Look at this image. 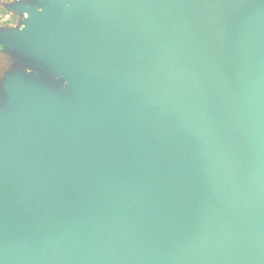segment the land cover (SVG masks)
I'll list each match as a JSON object with an SVG mask.
<instances>
[{
	"label": "water",
	"instance_id": "water-1",
	"mask_svg": "<svg viewBox=\"0 0 264 264\" xmlns=\"http://www.w3.org/2000/svg\"><path fill=\"white\" fill-rule=\"evenodd\" d=\"M56 2L10 51L80 80L83 136L13 87L0 264H264V0Z\"/></svg>",
	"mask_w": 264,
	"mask_h": 264
},
{
	"label": "rangeland",
	"instance_id": "rangeland-1",
	"mask_svg": "<svg viewBox=\"0 0 264 264\" xmlns=\"http://www.w3.org/2000/svg\"><path fill=\"white\" fill-rule=\"evenodd\" d=\"M57 0H0V125L21 126L24 112L14 99L13 87L37 95L70 117L73 130L83 136L77 123L76 108L86 93L80 80L64 72L47 51L24 48L18 55L10 51L18 37H25L34 21L33 13L50 17L59 10ZM61 76H58V75ZM21 86V85H20Z\"/></svg>",
	"mask_w": 264,
	"mask_h": 264
}]
</instances>
